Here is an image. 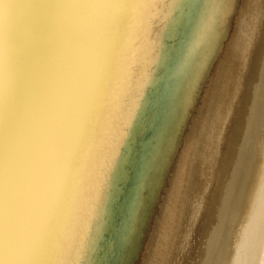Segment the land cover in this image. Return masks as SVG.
I'll list each match as a JSON object with an SVG mask.
<instances>
[{"label":"bare ground","instance_id":"obj_1","mask_svg":"<svg viewBox=\"0 0 264 264\" xmlns=\"http://www.w3.org/2000/svg\"><path fill=\"white\" fill-rule=\"evenodd\" d=\"M129 3L0 4V127L26 106L43 142L0 170V264H46L58 207L72 264H264V0ZM181 95L192 144L154 147Z\"/></svg>","mask_w":264,"mask_h":264},{"label":"rangeland","instance_id":"obj_2","mask_svg":"<svg viewBox=\"0 0 264 264\" xmlns=\"http://www.w3.org/2000/svg\"><path fill=\"white\" fill-rule=\"evenodd\" d=\"M214 38L213 37H207V38H205L204 39V41L201 43V46L203 47L199 52H197L198 54L196 55V57L195 58H197L198 57V59H196L195 60V62H194V67H193V69L188 73V75H187V72H186V77H183L182 79H181V85L183 84V85H186V87L188 86V85H192V83H191V77H195V75L193 74V72H194V70H195V65H197L198 64V66H200L199 65V63H201V62H204V60H205V58L204 57H208V55L211 53L210 51H211V48H213L214 47ZM193 65V64H192ZM191 65V66H192ZM185 82V83H184ZM177 86V84H174V86L173 87H176ZM186 89V88H185ZM189 92H192V91H189ZM180 95V94H179ZM189 97L190 96H188V95H185L184 97H182V95H181V97H179L178 96V100L180 101V104H179V108L177 109V110H173V112H169L168 114H167V116H165V122H161V124L159 125V130H158V132L157 131H151V132H149V136L150 137H148V140L149 139H151V140H149L148 142H149V144H153L154 145V147H157V145H158V147H160V146H163V147H168V146H171V145H173V146H175V145H180V144H182V145H189V144H192V142H193V140L192 139H194L193 138V133H190V132H185L186 133V138H185V140L184 139H182V140H184V142H181L180 141V139H178L177 138V140H176V137H175V135L180 131V135L181 134H183V130L182 129H185V127H184V124H183V121H184V118H183V115H184V113H183V109H184V105H186L187 106V103H188V100H189ZM14 106L10 109L12 112L15 110V112L14 113H12L11 111H10V115L8 116H6L5 118H3V120H2V123H1V125H2V127H0V132H1V134H0V136H2V135H4V132H5V128L6 129H8V130H12V131H14V135L15 136H13V138H15V141H17V139H18V141H17V144H14V139L11 141V140H9V141H2V142H0V170L3 172V171H5V169H6V167H9V161H7V157H12V156H16V155H18V154H21L22 153V155H25V153H26V155L29 153V150H31L30 151V153H34L35 151H37L38 149H40L41 148V146L43 145V142H41V140H38V139H30L31 138V136H32V132H33V130H34V124H31V123H34L35 121L32 119V117H30V119L28 120V121H25V119L23 120V121H25V122H23V126H21L19 123L18 124H13L14 125V129H11L10 128V124H11V122L13 121V119H14V116H16V114L18 115V116H20V117H25L26 115H27V112H28V110H27V107L26 106H21V107H18L17 108V105H15V104H13ZM185 106V107H186ZM176 107V106H175ZM175 109V108H174ZM180 110V111H179ZM12 113V114H11ZM37 114H38V112H37ZM11 118H12V120H11ZM182 118V119H181ZM19 119V118H18ZM177 119V120H176ZM15 120V119H14ZM182 120V121H181ZM18 121V120H17ZM34 121V122H33ZM3 122H4V124H3ZM5 123H6V125H5ZM27 123V124H26ZM28 123H30V124H28ZM25 125H26V127H25ZM157 125V124H156ZM18 126V127H17ZM29 126H31V127H29ZM165 126H167L166 127V130H165ZM17 127V128H16ZM20 127V128H19ZM23 129H22V128ZM156 127V126H155ZM19 128V129H18ZM164 128V129H163ZM174 128V129H173ZM2 129V130H1ZM28 129H30L32 132H30ZM156 129V128H155ZM154 129V130H155ZM21 130H25L24 131V133L27 135H24V133H23V131H21ZM26 131H29V132H26ZM19 132H20V136H19ZM166 132V133H165ZM18 133V134H17ZM17 135L19 136V137H17ZM156 135V136H155ZM179 135V136H180ZM23 136V137H22ZM25 137V138H24ZM27 137L29 138V139H27ZM32 140H33V143H32ZM37 140V141H36ZM192 140V141H191ZM23 141H25V142H27V143H25V142H23ZM23 142V143H22ZM28 142H30V143H28ZM20 145H19V144ZM22 143V144H21ZM142 143H145V138L143 139V141H142ZM158 143V144H157ZM27 144V145H26ZM19 145V146H18ZM26 145V146H25ZM22 148H21V147ZM13 147V148H12ZM12 148V149H11ZM20 148V149H19ZM26 148H28V150H26ZM21 149H23V150H21ZM16 151V152H14V151ZM25 150V151H24ZM11 151H13V152H11ZM19 151V152H18ZM25 153H24V152ZM10 153V154H9ZM28 154V155H31V154ZM16 154V155H15ZM157 158V156H156V154L155 155H152L151 157H150V159H149V163H152L154 166H158V167H162V165H168L169 164V161H170V155H169V152H161V153H159V156H158V159H156ZM1 172H0V177H1ZM159 177V176H158ZM162 181H160V186H159V191H158V193H160V195L163 193L162 191H161V188H162ZM182 186H183V183L181 182V184H176V187H175V191H177L178 193H180L181 194V192H182V190H183V188H182ZM176 188H178V189H176ZM157 192V191H156ZM152 193H154V192H152ZM186 193H187V191L185 192V194L183 195V196H186ZM182 196V197H183Z\"/></svg>","mask_w":264,"mask_h":264},{"label":"snow or ice","instance_id":"obj_3","mask_svg":"<svg viewBox=\"0 0 264 264\" xmlns=\"http://www.w3.org/2000/svg\"><path fill=\"white\" fill-rule=\"evenodd\" d=\"M147 0H130L131 4H139ZM3 0H0V4ZM77 166V165H76ZM75 166V167H76ZM73 192V173L70 174V181L66 188L65 200H69ZM62 209L58 207L53 216L49 218L45 234L39 242L38 253L45 258L46 264H72L68 259V250L61 227Z\"/></svg>","mask_w":264,"mask_h":264},{"label":"water","instance_id":"obj_4","mask_svg":"<svg viewBox=\"0 0 264 264\" xmlns=\"http://www.w3.org/2000/svg\"><path fill=\"white\" fill-rule=\"evenodd\" d=\"M28 16H29V15H28ZM218 57H219V55L217 56V58H218ZM217 64H218V63H217ZM215 65H216V64H209V67H208L207 72L210 71L211 67L214 68ZM198 67H199L198 64L195 65V70H194V72H193V74L196 75V76L199 75V74H198ZM210 85H211V80L208 79V86H207L208 89H209V86H210Z\"/></svg>","mask_w":264,"mask_h":264}]
</instances>
